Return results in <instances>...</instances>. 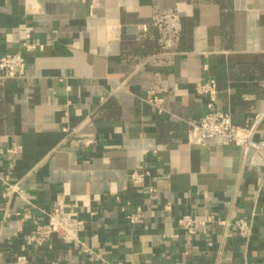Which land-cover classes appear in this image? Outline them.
Masks as SVG:
<instances>
[{"label":"crops","instance_id":"1","mask_svg":"<svg viewBox=\"0 0 264 264\" xmlns=\"http://www.w3.org/2000/svg\"><path fill=\"white\" fill-rule=\"evenodd\" d=\"M27 35L41 48L26 52ZM10 52L28 64L24 79L0 81V264L23 247L30 264H264V150L190 143L187 124L207 111L197 84L214 78L218 107L239 126L261 115L264 141V0H0V56ZM140 166L150 175L135 188ZM9 173L26 198L2 196ZM65 188L86 201L91 252L57 237L26 245L18 213L51 208ZM185 214L247 216L253 234L210 224L191 235L177 224Z\"/></svg>","mask_w":264,"mask_h":264},{"label":"built area","instance_id":"2","mask_svg":"<svg viewBox=\"0 0 264 264\" xmlns=\"http://www.w3.org/2000/svg\"><path fill=\"white\" fill-rule=\"evenodd\" d=\"M22 45L26 52H34L41 48L38 44L31 42L30 35H27ZM27 64V57L22 52H10L0 56V81L24 79L26 77ZM196 90L199 94L208 97V104L207 111L200 120L187 121L188 140L190 143L205 145L211 139L223 138L247 149L264 150V141L254 139L261 115L249 120L244 126L236 125L232 115L220 109L217 105L220 89L216 79L209 78L199 82ZM145 101L159 114L168 112L164 106V98L159 96L154 89L148 90ZM20 149V146L10 148L8 150L9 158L18 153ZM149 175L150 171L144 166H140L132 172L130 183L135 188H143ZM2 184V196L5 199L10 200L14 196L26 198L25 190L18 182L12 180L10 173L2 178ZM261 188L264 189V177L261 182ZM143 192L154 197L156 189L148 187L144 188ZM69 197L70 193L65 188L64 193L58 197L51 208L43 209L31 205L33 209L18 213V215H22L24 220L29 221L31 225V229L26 236V245L43 246L52 237H57L65 244H77L86 252H91L81 239V233L86 229V222L80 216L79 207L85 206L86 201L83 197H76L74 200H70ZM117 201L121 202V210L130 224L141 222V214L138 210L131 208V202H123L119 196H117ZM177 224L180 229L191 235L197 234L199 230L206 233V228L210 224L233 226L236 234L246 240H249L253 234V223L247 216H238L232 222H229L228 220H219L214 215L208 216L205 220H198L192 215L185 214L178 218ZM24 250L23 247L22 252L17 255L16 264H30V260Z\"/></svg>","mask_w":264,"mask_h":264}]
</instances>
